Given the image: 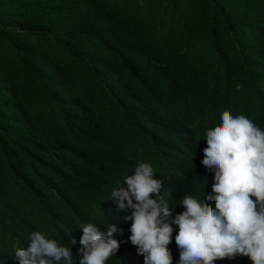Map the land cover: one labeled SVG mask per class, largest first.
Listing matches in <instances>:
<instances>
[{
    "label": "trees",
    "instance_id": "obj_1",
    "mask_svg": "<svg viewBox=\"0 0 264 264\" xmlns=\"http://www.w3.org/2000/svg\"><path fill=\"white\" fill-rule=\"evenodd\" d=\"M224 110L264 130V0H0V264L37 231L79 264L87 223L123 229L106 264H144L112 191L143 161L173 217L214 194Z\"/></svg>",
    "mask_w": 264,
    "mask_h": 264
},
{
    "label": "clouds",
    "instance_id": "obj_2",
    "mask_svg": "<svg viewBox=\"0 0 264 264\" xmlns=\"http://www.w3.org/2000/svg\"><path fill=\"white\" fill-rule=\"evenodd\" d=\"M203 166L214 170L212 192L204 200L185 195V211L172 216L163 181L153 167L140 162L111 197L119 209H130L128 239L137 247L144 264H172L168 245L172 225L178 226L175 243L179 264H215L217 260L245 256L252 264H264V130L243 114L230 110L221 123L206 130ZM127 201V204H125ZM207 201H214L213 208ZM171 218V219H170ZM115 223L101 231L95 224L82 226L79 264H106L119 251ZM71 245L77 243L73 237ZM19 264H73L72 253L55 239L33 232L26 248L15 250Z\"/></svg>",
    "mask_w": 264,
    "mask_h": 264
}]
</instances>
